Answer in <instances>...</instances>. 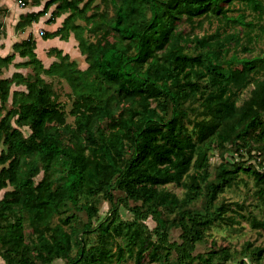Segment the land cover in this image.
<instances>
[{
	"label": "trees",
	"instance_id": "obj_1",
	"mask_svg": "<svg viewBox=\"0 0 264 264\" xmlns=\"http://www.w3.org/2000/svg\"><path fill=\"white\" fill-rule=\"evenodd\" d=\"M52 4L51 18L68 15L44 38L65 39L72 32L87 66L80 69L53 49L58 61L44 68L31 36L13 45L27 57L17 66L32 72L0 79V264H33L38 252H46L49 263L59 257L63 264H107L100 243L85 246L83 236L96 230L120 237L134 264H210L214 252L194 255L196 244L214 221H232L241 208L215 204L218 194L241 172L264 183V171L240 160L254 153L264 161V53L239 55L264 35V0H47L42 10L21 16L16 28L37 21ZM208 17L217 21L211 33L180 27L201 26ZM12 59L0 57V72ZM45 76L68 84L73 125ZM13 83L25 90L11 92ZM126 98L138 105L122 108ZM225 145L238 159H222L210 178V150ZM167 183L183 187V196ZM199 194L201 208H188ZM96 196L110 203L111 217L91 228ZM119 203L132 220L118 216ZM70 205L88 217L80 236L64 215ZM149 217L151 230L144 222ZM249 222L263 228L264 215ZM26 223L34 242L25 240ZM172 228L180 229L179 241H170ZM242 252L264 264V246L247 241ZM220 256L232 258L228 250Z\"/></svg>",
	"mask_w": 264,
	"mask_h": 264
},
{
	"label": "rangeland",
	"instance_id": "obj_2",
	"mask_svg": "<svg viewBox=\"0 0 264 264\" xmlns=\"http://www.w3.org/2000/svg\"><path fill=\"white\" fill-rule=\"evenodd\" d=\"M14 1V0H13ZM33 0H25L26 5L30 4ZM100 0H94V4L98 3ZM15 2V1H14ZM25 5V6H26ZM245 13H249L245 9ZM251 14L246 16V19L251 18ZM82 22V21H81ZM260 23L264 24V12ZM217 26V21L215 18L208 17L203 20L201 26L193 25L190 26L186 22H181L180 27L184 29L185 32H191L193 34L203 35L204 33H211L214 31ZM85 36L89 39H92V35L85 33ZM251 52L244 53L239 51L240 56H251L254 54H263L264 53V35L256 40L254 43L250 44ZM232 68H239L237 63H232ZM45 80L51 82L52 87L56 95L58 96V101L63 105L66 113V121L73 125V117L69 115V110L72 105V96L71 90L63 79L56 77L50 78L45 77ZM248 95V89L242 93V97L245 98ZM133 99L126 98L122 103V108H129L131 105H135ZM138 105V103L136 104ZM135 105V106H136ZM101 128L104 131V134L109 135L110 131L106 130L105 122L101 124ZM24 134H27L29 131L27 128H22ZM234 149V148H233ZM233 149L229 145L223 147L214 146L209 153V177L212 178L215 174L216 167L222 161V159H227L232 161L233 159H238V156L234 154V158L230 157L233 153ZM241 161L245 160L247 164L255 167L260 171H264V161L262 160L261 155L252 154V157H249L244 154L240 158ZM41 177L39 174L36 177L38 180ZM165 188L174 192L177 196L182 197L185 189L181 186H176L173 183L165 184ZM3 190L0 192L2 195ZM117 196H120V193L115 192ZM264 183L257 185L254 182L253 177L248 173H239L238 178L235 182L228 187H225L222 192L218 194V197L215 201V204L220 205L221 203H238L241 205V208L238 209L237 213L232 214V212L227 211L224 215L232 214L234 218L230 220H216L203 232L202 239L196 244L194 250V255H203L207 257L209 253L214 252V256L210 264H254L248 255L243 254L242 247L245 242L252 243L253 246H264V227L263 228H254L250 222L249 218L254 216L258 219L263 218L264 215ZM84 201L81 199L79 204ZM96 207L98 208L97 215L94 216L91 221V228L95 227L103 219H108L111 217L109 211L111 208L110 203L101 196H96L94 198ZM203 202L202 194L197 195V197L188 205V208H201ZM135 202L128 200V206L134 205ZM116 212L118 216L123 220H132L133 213L129 209L119 203L116 206ZM72 217V225L79 229L78 233L80 235L82 232V224L88 221L85 210L78 209L74 206H69L65 211L64 215ZM164 216L169 219L174 216V213L168 214L164 212ZM145 224L149 230L155 226V222L149 217L146 219ZM180 229L172 228L169 232L170 241H179ZM86 238V247L96 245L100 243L102 246V259L107 264H134L133 259L130 258L126 252H123L122 240L120 237H115L112 234L98 235V230L90 232L83 236ZM25 240L29 243L35 241V236L32 232V229L28 223L25 224ZM81 244V242H80ZM84 244V243H82ZM77 247L74 246L71 252V255H75ZM221 250H228L232 258L230 260L224 261L223 257L220 256ZM118 252L124 253L121 259H117ZM48 254L46 252H38L33 254V264H63L64 260L59 257H54V259L49 263L47 262ZM147 259H145L146 261ZM148 263V261H146ZM0 263H2V258L0 257ZM195 264H201L199 260L195 261Z\"/></svg>",
	"mask_w": 264,
	"mask_h": 264
},
{
	"label": "crops",
	"instance_id": "obj_3",
	"mask_svg": "<svg viewBox=\"0 0 264 264\" xmlns=\"http://www.w3.org/2000/svg\"><path fill=\"white\" fill-rule=\"evenodd\" d=\"M46 1L39 0L37 3H33L32 1L24 7H19L13 0H0V57L3 58L13 54L12 61L6 67H2L0 79L11 78L14 73L26 76L32 72L28 66H17L18 63L26 61L27 57L21 56L13 50L15 43L24 41L29 36L35 42L34 53L44 68H48L53 62L58 61V57L53 52V49H57L62 55H67L71 61H75L80 69L86 68L84 56L80 53L72 32H69V35L65 39L59 36L44 38L45 33H51L60 28L63 20L68 15V13H63L60 16L51 18V12L55 4H52L37 21H32L30 24L19 29L16 28L17 23L21 20V16L42 10ZM49 18L52 20L51 22H47ZM75 23L82 24L83 22L77 19ZM40 31L43 34L40 35ZM14 90L24 91L25 87L24 85L13 83L10 91L13 92ZM10 102L11 97H9L7 108ZM1 148L2 146L0 145V150Z\"/></svg>",
	"mask_w": 264,
	"mask_h": 264
},
{
	"label": "built area",
	"instance_id": "obj_4",
	"mask_svg": "<svg viewBox=\"0 0 264 264\" xmlns=\"http://www.w3.org/2000/svg\"><path fill=\"white\" fill-rule=\"evenodd\" d=\"M16 2V4L19 6V7H24L26 4L24 2V0H14ZM39 34H43L42 31L39 32Z\"/></svg>",
	"mask_w": 264,
	"mask_h": 264
},
{
	"label": "water",
	"instance_id": "obj_5",
	"mask_svg": "<svg viewBox=\"0 0 264 264\" xmlns=\"http://www.w3.org/2000/svg\"><path fill=\"white\" fill-rule=\"evenodd\" d=\"M82 250H83V244H82V247H81V253H82Z\"/></svg>",
	"mask_w": 264,
	"mask_h": 264
}]
</instances>
